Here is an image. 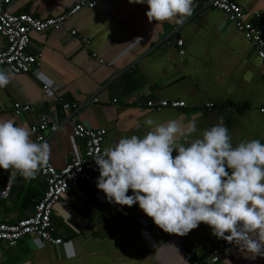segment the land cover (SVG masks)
Listing matches in <instances>:
<instances>
[{"label": "crops", "instance_id": "obj_1", "mask_svg": "<svg viewBox=\"0 0 264 264\" xmlns=\"http://www.w3.org/2000/svg\"><path fill=\"white\" fill-rule=\"evenodd\" d=\"M8 1L6 8L12 14L45 18L63 14L77 0ZM95 1L94 8L80 11L67 23L77 38L62 32L30 35L28 52L42 50L33 73L0 68L10 74V83L0 88V120H14L28 129L41 114H48L59 124L46 142L49 164L60 169L82 155V141L71 138L74 121L105 130L101 152L122 137L142 138L152 130L145 124L149 118L158 123L176 120L185 131L194 122L197 131L186 138L191 140L223 117L234 146L242 140L264 143V66L222 13L194 3L193 15L172 33L174 21L149 22L146 3ZM233 1L249 14L258 13L264 23V0ZM80 38L88 43H78ZM177 38L182 40V56L174 46ZM87 97L97 102L68 112V118L60 110V102ZM160 100L181 101L187 107L159 112L145 108L146 101ZM14 103L31 104L34 110L15 117ZM207 103L213 105L209 110L204 109ZM12 170L0 169V183ZM97 179L66 192L54 206L50 225L62 240L60 245L36 246L30 237L13 247L0 243V264H183L190 242L197 244V256L204 258L222 240L203 223L185 236L165 233L138 204L109 203L98 190ZM43 190L38 173L26 180L17 172L8 197L0 200V223L30 216ZM228 261L264 264V256L252 259L238 246L216 264Z\"/></svg>", "mask_w": 264, "mask_h": 264}, {"label": "clouds", "instance_id": "obj_2", "mask_svg": "<svg viewBox=\"0 0 264 264\" xmlns=\"http://www.w3.org/2000/svg\"><path fill=\"white\" fill-rule=\"evenodd\" d=\"M129 2L146 3L149 22L182 25L194 12V0ZM9 83L10 74L0 69V88ZM145 124L152 130L142 138L122 137L94 158L96 186L107 201L138 204L165 233L185 236L203 223L252 259L264 256V143L252 139L234 146L223 117L191 140L186 138L197 131L194 122L186 131L171 119L158 123L149 118ZM178 136L185 141L178 142ZM30 137L14 120H0V169L35 178L50 149Z\"/></svg>", "mask_w": 264, "mask_h": 264}, {"label": "built area", "instance_id": "obj_3", "mask_svg": "<svg viewBox=\"0 0 264 264\" xmlns=\"http://www.w3.org/2000/svg\"><path fill=\"white\" fill-rule=\"evenodd\" d=\"M117 1V0H116ZM119 1V0H118ZM8 0H0V38L3 44L0 47V68H10L15 72L28 75L35 71L42 55L38 49L34 53L28 52L30 35L47 32H62L69 38H77L76 31L67 23L77 13L84 9H92L96 6L95 0H77L66 12L55 17L37 18L27 13L12 14L6 6ZM113 1H109L112 3ZM200 3L203 8H209L222 13L229 24L236 30L239 36L251 48L258 64L264 66V23L260 22L258 13L249 14L233 0H194ZM179 26L173 24L172 33L179 31ZM80 44H87L85 38L78 40ZM174 46L178 49V55H183L182 40H174ZM91 57L96 59L95 54ZM101 64V60H98ZM46 94H52L46 87L42 88ZM113 103L116 99L111 100ZM95 97H87L79 102H60V110L68 118V112L96 103ZM187 106L181 101L160 100L157 102L146 101L145 108L152 112H159L164 109L178 110ZM213 105L207 103L204 109L209 110ZM31 104H12L11 111L15 117L33 112ZM64 118V122L67 120ZM59 128V124L52 122L48 114H41L35 123H32L28 130L35 143H46ZM104 129H92L82 123L74 121L71 124V138L80 140L83 143L82 155L71 159L62 168L55 169L49 162L41 165L38 174L43 179L44 190L41 196L33 204V212L30 216L11 223H0V243L7 247H13L26 237L36 246L44 244L58 246L62 243L60 238L54 236L53 228L50 225V216L54 206L66 193L77 188L81 183H87L99 177V169L94 158L101 152V145L105 138ZM17 172L12 170L0 183V200L8 197L10 188ZM235 242L229 243L222 239L211 247L204 258L197 256V244L190 242L182 261L183 264H216L224 254L238 248Z\"/></svg>", "mask_w": 264, "mask_h": 264}]
</instances>
